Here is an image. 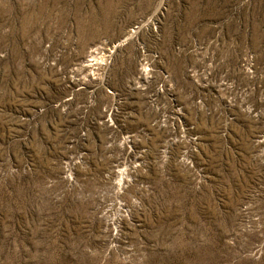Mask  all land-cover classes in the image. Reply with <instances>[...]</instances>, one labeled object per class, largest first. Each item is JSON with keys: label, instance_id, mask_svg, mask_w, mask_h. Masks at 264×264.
I'll return each mask as SVG.
<instances>
[{"label": "rangeland", "instance_id": "obj_1", "mask_svg": "<svg viewBox=\"0 0 264 264\" xmlns=\"http://www.w3.org/2000/svg\"><path fill=\"white\" fill-rule=\"evenodd\" d=\"M0 264H264V0H0Z\"/></svg>", "mask_w": 264, "mask_h": 264}]
</instances>
